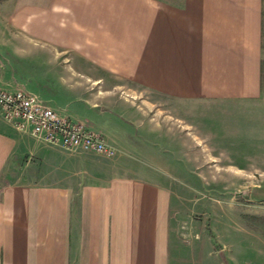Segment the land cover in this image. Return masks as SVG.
I'll return each instance as SVG.
<instances>
[{
    "label": "crops",
    "instance_id": "crops-1",
    "mask_svg": "<svg viewBox=\"0 0 264 264\" xmlns=\"http://www.w3.org/2000/svg\"><path fill=\"white\" fill-rule=\"evenodd\" d=\"M0 51V88L115 149L47 143L0 107V264H185L163 169L175 121L223 111L232 171L264 161V0H0ZM244 217L223 215L201 264H264V226Z\"/></svg>",
    "mask_w": 264,
    "mask_h": 264
},
{
    "label": "rangeland",
    "instance_id": "rangeland-1",
    "mask_svg": "<svg viewBox=\"0 0 264 264\" xmlns=\"http://www.w3.org/2000/svg\"><path fill=\"white\" fill-rule=\"evenodd\" d=\"M135 100L140 102L141 98ZM79 110L83 112L84 109ZM208 115L203 118L198 116L199 123L202 119L207 126L203 123L202 128L195 124L186 126L185 121H175L179 135L166 136L162 144L167 150L163 164L166 170L164 181L174 191L171 209L173 254L177 256L175 261L180 257L185 264H191L193 258L196 264L205 260L210 237L217 243L216 236L223 228L224 214L231 215L235 220L237 214L244 211L247 227L264 226V197L254 194L257 188L264 190V172L259 171L258 167H264V161L238 163L249 172H255V175L233 172L229 164L233 163L231 160L234 156L232 148L227 146L229 143L224 126L229 114L215 110ZM195 134H198V138ZM215 140H220L223 146H216ZM215 152L221 153L220 161L212 158L211 154ZM251 157L255 158L253 155ZM219 245L217 243L215 247ZM191 256L193 258L190 259Z\"/></svg>",
    "mask_w": 264,
    "mask_h": 264
},
{
    "label": "built area",
    "instance_id": "built-area-1",
    "mask_svg": "<svg viewBox=\"0 0 264 264\" xmlns=\"http://www.w3.org/2000/svg\"><path fill=\"white\" fill-rule=\"evenodd\" d=\"M0 107L6 121L42 141L69 150L95 151L107 156L115 154V149L100 134L61 115L34 93L0 88Z\"/></svg>",
    "mask_w": 264,
    "mask_h": 264
}]
</instances>
